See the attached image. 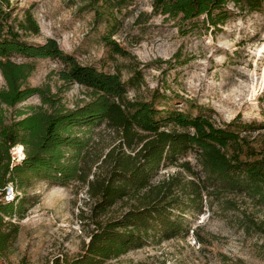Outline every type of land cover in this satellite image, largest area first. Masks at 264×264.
I'll use <instances>...</instances> for the list:
<instances>
[{
	"label": "trees",
	"instance_id": "1",
	"mask_svg": "<svg viewBox=\"0 0 264 264\" xmlns=\"http://www.w3.org/2000/svg\"><path fill=\"white\" fill-rule=\"evenodd\" d=\"M129 1L87 2L98 17L109 18ZM229 3L253 11L260 9L264 0H153V9L181 21L204 16L205 22L216 26L230 16ZM39 31L30 8L20 14L16 0H0V74L5 83L0 87L1 256L11 240L5 225L10 224L14 234L18 229L5 220L19 212L14 208L18 188L39 177L63 185L80 181L87 187L90 214L82 211L81 216L90 219L93 228L85 253L69 264L102 263L150 241L184 235L189 232L183 221L185 211L190 210L191 216L200 213L210 186L246 193L264 204V145H254L247 133L255 129V122L235 125L236 121L218 122L200 111L158 107L153 100L165 98L158 91L153 100L130 98L129 86L137 82L138 88L143 82L140 70H133L123 81L119 72L80 63L63 51L55 38L43 43L26 39ZM103 41L112 52L128 54L108 34ZM44 58L58 61L59 79L84 87L88 100L68 107L59 88L52 91L47 84L29 85L26 80L36 67L35 60ZM33 95L39 97V104L16 109L13 116L7 114ZM103 129H110L118 140L107 151V144L97 148L96 139H92ZM18 144L24 151L20 162L11 152ZM188 149L194 150L201 170L197 179L186 159ZM170 164L181 166L192 176L189 190L182 188L181 197L175 180L182 171L153 181L160 169ZM8 184L16 192L13 200L4 199ZM120 204L126 209L115 214L114 206Z\"/></svg>",
	"mask_w": 264,
	"mask_h": 264
},
{
	"label": "rangeland",
	"instance_id": "2",
	"mask_svg": "<svg viewBox=\"0 0 264 264\" xmlns=\"http://www.w3.org/2000/svg\"><path fill=\"white\" fill-rule=\"evenodd\" d=\"M87 1L16 0L20 14L30 8L40 26L38 34L26 39L43 43L55 38L80 63L119 72L123 81L138 69L143 82L138 88L137 82L129 86L130 98L153 100L158 91L165 96L153 100L158 107L200 111L218 122L236 121L235 125L255 122V129L247 131L248 139L264 145V5L249 11L229 3L230 16L214 26L204 16L181 21L157 13L153 0H130L109 18L98 17ZM107 34L128 54L112 52L103 41ZM35 66L26 80L29 85L47 84L52 91L59 88L68 107L88 100L84 87L59 79L58 61L36 59ZM4 84L0 74V87ZM39 103L38 96H30L7 114L13 116L16 109ZM92 139L97 148L107 144L105 151L118 142L110 129L94 133ZM11 152L17 162L23 159L15 147ZM186 159L197 179L201 170L193 149H188ZM177 171H182L175 180L181 197L192 178L181 166L162 167L153 181ZM86 189L80 181L63 185L41 177L18 188L14 208L19 212L5 217L18 229L14 234L12 226L5 225L11 240L3 259L9 264H69L83 255L93 228L91 220L81 216L82 211L90 214ZM208 189L200 213L191 216L190 210L185 211L183 221L189 232L150 241L98 264H264V204L246 193ZM125 209L124 204L114 206L115 214Z\"/></svg>",
	"mask_w": 264,
	"mask_h": 264
},
{
	"label": "built area",
	"instance_id": "3",
	"mask_svg": "<svg viewBox=\"0 0 264 264\" xmlns=\"http://www.w3.org/2000/svg\"><path fill=\"white\" fill-rule=\"evenodd\" d=\"M16 196V192L11 184H8L5 187L4 199L6 200H13ZM0 264H9L6 262L3 257L0 255Z\"/></svg>",
	"mask_w": 264,
	"mask_h": 264
},
{
	"label": "bare ground",
	"instance_id": "4",
	"mask_svg": "<svg viewBox=\"0 0 264 264\" xmlns=\"http://www.w3.org/2000/svg\"><path fill=\"white\" fill-rule=\"evenodd\" d=\"M262 79H264V78H262ZM15 150H16V152L20 158L24 157L23 146L21 144H18L17 146H15Z\"/></svg>",
	"mask_w": 264,
	"mask_h": 264
}]
</instances>
